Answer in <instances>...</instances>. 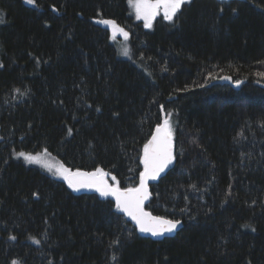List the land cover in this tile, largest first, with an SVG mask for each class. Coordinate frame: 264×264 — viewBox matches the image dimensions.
I'll return each mask as SVG.
<instances>
[{
    "label": "trees",
    "instance_id": "trees-1",
    "mask_svg": "<svg viewBox=\"0 0 264 264\" xmlns=\"http://www.w3.org/2000/svg\"><path fill=\"white\" fill-rule=\"evenodd\" d=\"M0 18V264H264V0H192L152 29L129 0H0ZM226 75L241 89L210 86ZM164 120L176 165L146 210L183 227L161 242L18 156L135 188Z\"/></svg>",
    "mask_w": 264,
    "mask_h": 264
},
{
    "label": "snow or ice",
    "instance_id": "snow-or-ice-1",
    "mask_svg": "<svg viewBox=\"0 0 264 264\" xmlns=\"http://www.w3.org/2000/svg\"><path fill=\"white\" fill-rule=\"evenodd\" d=\"M24 2L29 5L35 4V0H24ZM191 2L192 0H129V3L136 10L137 17L145 21V27L147 28L152 27L154 18L160 15L161 11L163 18L172 22L183 6ZM0 23H3L2 18H0ZM98 23L112 28L113 39L117 33L122 34L125 38L128 37V33L114 20H100ZM123 54L125 56L129 55L127 50ZM224 79L229 78L225 77ZM69 132H71L70 129ZM18 156L23 157L29 163H43L45 168L52 171V166L44 163L40 156H32L23 152L19 153ZM174 159L171 125L169 121L165 120L162 126L156 128V134L152 136V139L144 145V171L140 173L138 187L121 189L115 176H112L111 179L116 183L110 184L107 179L109 173L104 172L103 169H97L94 172H81L78 170L73 172L71 169L59 165L53 174L59 175L65 180L68 187L73 191L89 189L98 192L101 197L114 198L116 209L135 221L141 233L162 237L165 234L176 232L181 221L153 216L150 212L145 211L144 202L149 197L148 181L156 180ZM252 230L255 231L254 228ZM10 238L16 239L14 236ZM34 242L39 243V241ZM113 260H115V257H113ZM13 264H16V262L14 261Z\"/></svg>",
    "mask_w": 264,
    "mask_h": 264
},
{
    "label": "water",
    "instance_id": "water-1",
    "mask_svg": "<svg viewBox=\"0 0 264 264\" xmlns=\"http://www.w3.org/2000/svg\"><path fill=\"white\" fill-rule=\"evenodd\" d=\"M216 1H219V2H234V1H241V0H216ZM225 77H228L229 79H224ZM212 85H221V86H226V85H228V86L232 87L234 90H240L241 87H242V83H241V82H237V81H235L234 78L231 77V76H229V75L223 76V77H221L220 79L213 81V82L210 84V86H212ZM164 122H165V120H164V121L161 123V125H159V126H162V125L164 124ZM157 127H158V126H157ZM157 127H156V128H157ZM156 128H155V130H154L153 135L156 134ZM153 135H152V136H153ZM152 136H151L150 140L152 139ZM172 139H173V137H172ZM150 140H149V141H150ZM173 155H174L175 159H174L173 162H172V163H171V164H170V165H169V166H168V167H167V168H166V169L160 174V176H159L156 180H149V181H148V192H149V197H148V199L144 202V209H145V211H147V210H146V207H147V205L149 204V202H150V200H151V198H152L151 187L154 186V185H156V184H158L162 179H164V178L167 176V174H168L170 171H172V170L174 169V167H175V165H176V150H175L174 144H173ZM81 172H87V171H81ZM91 172H94V171H91ZM107 178H109V176H108ZM78 192H79V193H83V194L97 195V196H99V198H100L101 200H111V201H113V202L115 203L114 198H112V197H107V198H105V197H101L100 194H99L98 192L94 191V190L81 189V190L78 191ZM147 212H150V211H147ZM150 213H151V212H150ZM119 214L122 215V216H124L127 222L131 223L132 225H134V226L139 230V228H138V226L136 225L135 221H133L129 216H127L125 213L120 212V211H119ZM151 214H152V213H151ZM152 215H153V216H156V215H154V214H152ZM182 227H183V223L181 222V224H180V226L178 227V229L176 230V232H174V233H172V234H165V235L162 236V237H154V236H152L151 234L141 233L140 231H139V232H140L141 235H142L143 237H145V238L152 239L153 241H156V242H161V241H163V240H165V239L176 237L177 234L181 231Z\"/></svg>",
    "mask_w": 264,
    "mask_h": 264
},
{
    "label": "rangeland",
    "instance_id": "rangeland-1",
    "mask_svg": "<svg viewBox=\"0 0 264 264\" xmlns=\"http://www.w3.org/2000/svg\"><path fill=\"white\" fill-rule=\"evenodd\" d=\"M185 5H186V4H185ZM130 6H131V9H132L133 13L135 14L137 20L142 21V22L145 24V21H144L143 19H139V18L137 17V14H136V10H135V8H134L131 4H130ZM178 13H179V12H178ZM178 13H177V14H178ZM158 17H163L162 11H161V14H160V15H157V16L154 18L153 22H154L155 19L158 18ZM153 22H152V25H153ZM100 24H101L102 26L106 27V28H109V29L111 30L112 34H113V30H112V28H111L110 26L104 25V24H102V23H100ZM152 28H153V27H151V29H152ZM114 40H115V42L117 43V48H118L119 57L122 58V59H132L133 51H132V49H131L130 36H129V34H128V37L125 38L122 34L117 33V34L115 35ZM125 50L128 51L129 55L125 56V55L123 54ZM32 156H40V157L42 158V161H43L44 163H47V164H49V165L52 166V171H49L47 168H45L43 163H40V164L34 163V164L40 166L41 168H43L44 170H46L47 172H49L54 178L61 179V177H60L59 175H54V174H53V173L55 172V169H56L59 165H61V163H60L58 160H56L55 158L51 157V156L49 155V153H44V154H40V155H32Z\"/></svg>",
    "mask_w": 264,
    "mask_h": 264
},
{
    "label": "bare ground",
    "instance_id": "bare-ground-1",
    "mask_svg": "<svg viewBox=\"0 0 264 264\" xmlns=\"http://www.w3.org/2000/svg\"><path fill=\"white\" fill-rule=\"evenodd\" d=\"M241 1H243V0H241ZM238 91V90H237ZM174 144V143H173ZM175 147V146H174ZM176 150V149H175ZM108 179V182H109V178H107ZM110 183V182H109ZM157 185V184H156ZM155 186V185H154ZM78 192V191H77ZM79 193V192H78ZM81 194H83V193H81ZM91 195V194H90ZM97 196V195H96ZM99 197V196H98ZM104 201H106V200H104ZM109 201H111V200H109ZM151 201V200H150ZM113 202V201H112ZM114 203V202H113ZM150 203V202H149ZM115 204V203H114ZM116 206V205H115ZM118 213H119V211H118ZM124 217V216H123ZM125 218V217H124ZM126 220V219H125ZM129 223V222H128ZM134 226V225H133ZM135 227V226H134ZM136 228V227H135ZM137 229V228H136ZM138 230V229H137ZM139 231V230H138ZM140 233V232H139ZM140 235H141V233H140ZM142 236V235H141ZM169 239V238H168ZM152 240V239H151Z\"/></svg>",
    "mask_w": 264,
    "mask_h": 264
}]
</instances>
